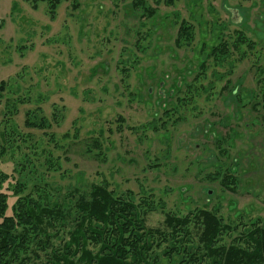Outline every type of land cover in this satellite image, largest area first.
I'll list each match as a JSON object with an SVG mask.
<instances>
[{
  "label": "rangeland",
  "instance_id": "1",
  "mask_svg": "<svg viewBox=\"0 0 264 264\" xmlns=\"http://www.w3.org/2000/svg\"><path fill=\"white\" fill-rule=\"evenodd\" d=\"M77 1L75 10L71 0L62 1L51 19L44 2L33 8L24 0H0V81L31 93V102L19 106L14 120L23 136L29 133L32 140L23 144L17 137L9 146L24 169L19 182L27 188L25 192L35 185L45 190L49 183L66 195L89 183L106 181L119 194L132 191L139 200L147 193L151 201L160 202L161 209L144 215L147 227L164 229L165 213L181 216L200 208L217 210L238 231L257 220L263 223V110H244L240 117L233 95L209 101L201 97L199 107L205 111L201 117L187 112L184 122L169 123L166 132L133 129L152 120L161 99L174 92L178 81L190 82L194 76L200 45L195 50L174 49L172 19L185 18L196 25V44L213 37L211 25H226L224 32L245 30L257 43V50L236 63L230 80L247 100L248 91L257 89V73L264 78V0H256L253 7L250 0H173L170 6L164 0H146L157 12L152 20H143V26L139 25V12H132V0ZM190 12L202 20V26L190 18ZM137 39L143 50L134 45ZM134 57L138 58L136 66ZM121 62L128 68L126 82L121 80ZM40 98L39 106L49 120L53 106L62 113L59 125L51 124L45 132L23 125L26 109H33L34 100ZM3 109L2 98L0 122ZM119 116L124 119L121 130L117 129ZM214 132L232 138L222 145L228 150L227 157L218 154ZM50 135L54 140H49ZM64 135L68 137L63 139ZM92 138L100 139L103 154L99 157L85 152L89 146L84 142L91 146ZM46 154L51 157V168L46 165ZM233 163L239 181L232 192L210 175ZM14 165L5 159L0 171L16 177ZM11 184L13 178L1 189L8 196L6 215H11L10 207L17 198ZM236 233H226L221 243L239 238ZM59 236L51 244L68 239V235ZM39 255L28 254L26 264H44L45 255Z\"/></svg>",
  "mask_w": 264,
  "mask_h": 264
},
{
  "label": "trees",
  "instance_id": "2",
  "mask_svg": "<svg viewBox=\"0 0 264 264\" xmlns=\"http://www.w3.org/2000/svg\"><path fill=\"white\" fill-rule=\"evenodd\" d=\"M24 1L33 8L39 2H44L49 17L53 19L58 5L68 0ZM71 1V9H77L78 1ZM164 1L168 6L173 4V0ZM250 1L252 7L257 3L256 0ZM131 7L132 12H139L138 16L142 20L140 26L145 25L143 20H152L157 12L146 0H132ZM193 14L195 15L190 12L189 16L195 20L196 16ZM196 21L202 26V20ZM172 22V27L176 26L174 49L193 50L196 45H200L195 59L197 67L194 76L190 82L175 79L179 84H175L172 94L161 99V113L160 110L155 112L151 121L133 130L144 132L149 128L157 133L161 130L166 132L169 123L176 126L184 122L187 112L192 117H201L205 112L200 109L202 100L209 101L230 94L235 97L236 116L239 114L242 117L244 110L264 111L262 73H257V89L248 91L247 100L241 93H237L239 86L231 84L230 76L235 72L236 63L257 50V43L245 34L243 28L224 32L228 30L226 25H214L213 28L211 25L213 37L209 41L202 38L196 44V25L192 21L177 18L172 19ZM166 23L163 24L164 28ZM197 29L199 34L203 33L200 27ZM137 41L138 39L134 45L143 50ZM133 59V65H137L138 58ZM123 63H120L119 71L123 74L121 80L126 82L128 68ZM30 95L29 91L20 90L9 81H0V99H4L0 122V162L11 159L15 162L13 173L16 174V177H11V174L0 171V264H26L31 255L39 258V253L45 255L44 264H264V222L261 220L238 231V226L225 223L217 210L200 208L181 216L165 213L164 229H158L147 227L144 215L161 209L160 202L151 201V195L147 196V193H143L139 200L132 191L119 194L110 189L106 181L89 183L83 190L74 189L66 195H62L58 187H50L49 183L45 185V190L35 185L25 192L27 188L19 182L24 169L18 166L20 163L15 161L9 146L14 145L17 137L23 144L32 140L33 136L29 133L23 136L14 120L19 106L31 102ZM41 100H34L36 106L26 109L23 122L26 129L45 132L51 129V124L59 125L62 120L58 106H53L50 120L44 116L39 106ZM229 117L228 115L227 118ZM117 121V129L121 130L124 119L119 116ZM209 124L211 128L212 124ZM214 134L217 135L215 144L218 154L227 157L228 150L222 145L232 138L229 134ZM67 137L68 135H64L63 139ZM49 140H54L53 135L49 136ZM84 143L89 146L86 153L97 157L103 154L100 151V139L92 138L91 146ZM92 147L98 148L96 152L91 150ZM49 155L46 154V165L51 168L53 166ZM234 165L235 163L232 167L223 169L220 166L210 178L218 180L222 188L235 191L239 180L235 175L237 166ZM10 178L14 179V184H11L12 192L17 198L10 207L11 215H6L8 196L1 189L3 183ZM228 232H237L240 236L233 238L228 244L221 243L223 235ZM59 235H68V239L63 238L58 244H51V239L59 238ZM192 235L198 236L195 238Z\"/></svg>",
  "mask_w": 264,
  "mask_h": 264
}]
</instances>
